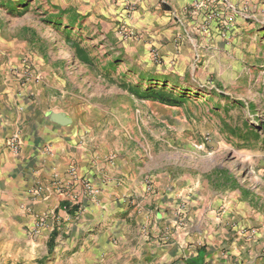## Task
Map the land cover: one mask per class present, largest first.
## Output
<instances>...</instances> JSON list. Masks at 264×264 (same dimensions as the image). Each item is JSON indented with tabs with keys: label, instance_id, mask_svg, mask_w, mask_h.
<instances>
[{
	"label": "crops",
	"instance_id": "1",
	"mask_svg": "<svg viewBox=\"0 0 264 264\" xmlns=\"http://www.w3.org/2000/svg\"><path fill=\"white\" fill-rule=\"evenodd\" d=\"M127 1L89 0L88 17L104 38L127 25L143 51L155 49L170 65L155 78L229 44L221 26L196 27L200 16L176 24L175 10L143 14ZM15 42L1 47L15 54ZM40 60L43 68L9 57L0 66V264H264L263 222L251 218L229 171L142 168L113 155L93 127L99 105L78 113L71 104L79 95L64 77L67 60L58 71L47 55ZM13 135L16 153L6 146Z\"/></svg>",
	"mask_w": 264,
	"mask_h": 264
},
{
	"label": "rangeland",
	"instance_id": "2",
	"mask_svg": "<svg viewBox=\"0 0 264 264\" xmlns=\"http://www.w3.org/2000/svg\"><path fill=\"white\" fill-rule=\"evenodd\" d=\"M127 6L150 15L175 10L176 24L195 14L201 20L196 27L221 26L229 44L205 61L173 65L174 77L155 78L170 65L162 64L155 49L143 51L134 34L120 26L102 37L88 17L89 0H0V66L9 57L11 65L35 59L43 68L40 58L47 55L58 71L59 61L67 60L64 77L79 95L71 104L78 113L99 105L93 127L109 152L124 154L142 168L220 166L250 203L251 218L264 225V0H129ZM76 8L87 13L77 17ZM12 39L19 50L15 54L1 47ZM72 42L89 64L76 57ZM53 80L57 86L58 79ZM149 86L171 91L179 103L140 99L128 90Z\"/></svg>",
	"mask_w": 264,
	"mask_h": 264
},
{
	"label": "trees",
	"instance_id": "3",
	"mask_svg": "<svg viewBox=\"0 0 264 264\" xmlns=\"http://www.w3.org/2000/svg\"><path fill=\"white\" fill-rule=\"evenodd\" d=\"M72 22L71 24H73ZM72 47L75 50L76 57L85 64H89V57L86 56L84 50L78 46L76 42H72ZM166 86V84H165ZM129 92L137 98L147 99L151 101H157L162 104L177 105L179 98L175 96L171 91H167L164 88L146 87L143 89L130 87Z\"/></svg>",
	"mask_w": 264,
	"mask_h": 264
},
{
	"label": "built area",
	"instance_id": "4",
	"mask_svg": "<svg viewBox=\"0 0 264 264\" xmlns=\"http://www.w3.org/2000/svg\"><path fill=\"white\" fill-rule=\"evenodd\" d=\"M127 3H128V1H127ZM127 3H126V5H127ZM122 28H123V32H128L131 35L133 34V31L130 29L129 26H127V25L122 26ZM19 143L20 142H19L18 137L16 135H13L6 141V146L11 152L16 153L19 150Z\"/></svg>",
	"mask_w": 264,
	"mask_h": 264
}]
</instances>
